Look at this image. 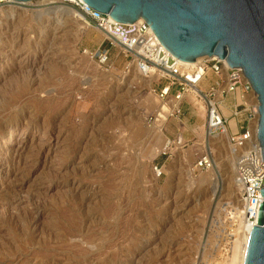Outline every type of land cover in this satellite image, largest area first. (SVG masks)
<instances>
[{
    "label": "rangeland",
    "instance_id": "1",
    "mask_svg": "<svg viewBox=\"0 0 264 264\" xmlns=\"http://www.w3.org/2000/svg\"><path fill=\"white\" fill-rule=\"evenodd\" d=\"M75 15L62 0L0 4V264H228L229 132L209 149L187 96L159 120L164 81L116 47L100 66L87 51L103 36Z\"/></svg>",
    "mask_w": 264,
    "mask_h": 264
},
{
    "label": "built area",
    "instance_id": "2",
    "mask_svg": "<svg viewBox=\"0 0 264 264\" xmlns=\"http://www.w3.org/2000/svg\"><path fill=\"white\" fill-rule=\"evenodd\" d=\"M7 0H0V4ZM77 16L81 17L86 25L97 29L103 36L105 45L100 44L95 50L87 54L100 66L105 65L110 58V48L116 47L119 52L129 59L128 66L133 65L140 75L151 77L164 82L157 85L153 92L159 100L175 101L174 107L180 111V101L192 87L196 88L194 97L203 103L205 109V133L209 140L215 134L229 132L228 138L236 149L244 148L253 138L254 147L240 152L236 160V180L242 185L243 209L246 222L257 223V207L263 201L261 189L264 187V159L261 147L255 133L251 132L250 125L257 119V94L249 80L244 77L240 67L229 66L223 71V61L217 57L205 56L198 67L184 68L181 62L170 54L160 43L150 24L140 17L134 22H119L110 19L108 13H102L84 0H62ZM86 52V50H85ZM213 77L207 87H200L203 81ZM255 95L256 104L250 102L248 97ZM233 96L232 102L226 103L227 97ZM228 111V114L224 113ZM235 119V132H230L228 121ZM156 121V116L153 123ZM167 144H170L167 142ZM207 144V141H206ZM167 146V145H166ZM200 168L212 165V158L208 152H203L198 159ZM158 175L160 174L157 171Z\"/></svg>",
    "mask_w": 264,
    "mask_h": 264
},
{
    "label": "water",
    "instance_id": "3",
    "mask_svg": "<svg viewBox=\"0 0 264 264\" xmlns=\"http://www.w3.org/2000/svg\"><path fill=\"white\" fill-rule=\"evenodd\" d=\"M84 1L119 22L144 18L164 48L181 61L215 55L240 67L257 94V138L264 159V0ZM260 191L263 201L257 207L244 264H264V187Z\"/></svg>",
    "mask_w": 264,
    "mask_h": 264
},
{
    "label": "bare ground",
    "instance_id": "4",
    "mask_svg": "<svg viewBox=\"0 0 264 264\" xmlns=\"http://www.w3.org/2000/svg\"><path fill=\"white\" fill-rule=\"evenodd\" d=\"M42 1V0H41ZM44 2L46 1V0H43ZM47 2H49V1H47ZM62 7V6H61ZM66 8V7H65ZM65 8H56V10L54 9H52L53 10V12H51L50 10L48 11V12H46V11H44V12H46V13H61V12H67V13H71V11L70 10H66ZM58 9V10H57ZM40 13H42V12H40ZM76 16V15H75ZM110 16V15H109ZM78 18H79V20H81V21H83V19L81 18V17H79V16H77ZM110 19L111 20H113V21H117V20H115V19H113L111 16H110ZM138 19H140V18H138ZM83 23H85L84 21H83ZM83 26V25H82ZM205 56H200V57H197L193 62H184V61H181V60H179L180 62H181V65H183V67L184 68H190V67H193V66H196V67H198L199 66V64L202 62V59L204 58ZM211 57H217V56H215V55H213V56H211ZM218 58V57H217ZM221 60L223 61V71L225 72V70H226V68L229 66L228 65V63H227V61H225L226 59L225 58H221ZM135 68V67H134ZM135 70L138 72V70L135 68ZM138 74V73H137ZM140 77V79L141 80H143V81H148V80H151L152 78L151 77H148V78H145V77H143L142 75H140V74H138ZM201 87V86H200ZM192 88H194V89H191L187 94H185L188 98H192V99H194L195 101H197L199 104H200V102L194 97V93L193 92H196L197 90H196V88L195 87H192ZM202 88V87H201ZM248 99H249V101L250 102H253V103H255L256 104V99H255V95L253 96V95H250L249 97H248ZM161 101V100H160ZM160 103V102H159ZM158 103V104H159ZM162 103H163V106H162V108H161V111H159V114L157 115L158 116V118H159V120L160 119H162V118H165L167 115H166V113H167V111H169V113L168 114H170L171 112H172V110H173V108L176 106V102L175 101H172V100H170V102H163L162 101ZM169 103V104H168ZM157 104V105H158ZM164 105H166V106H164ZM201 105V107H202V110L204 111L205 109H204V106L202 105V104H200ZM161 106V104L158 106V107H160ZM160 109V108H159ZM157 118V119H158ZM161 121H163V120H161ZM165 121V120H164ZM158 123V122H157ZM162 124V123H161ZM160 124V125H161ZM230 124H231V128H233V129H235L236 130V128H235V124H234V122L233 121H231L230 122ZM156 127H157V125H156ZM250 129H251V132L252 133H255L256 132V129H257V119L256 120H254L252 123H251V125H250ZM156 130V129H155ZM235 130L233 131V132H235ZM226 132H228L227 130L223 133L224 135H225V133ZM7 133H9V134H11L10 133V130H8V132ZM223 134H215L214 136H218V135H223ZM228 136V135H227ZM212 139V138H211ZM167 141V140H166ZM254 140H253V138L252 139H250L247 143H246V145H245V147L244 148H240V149H238V148H234V150H235V153H236V156H235V158H234V162H233V170L236 172V160H237V157H238V155H239V153L240 152H243V151H245V150H247V149H251V148H253L254 147ZM166 148V147H165ZM231 165H232V163H231ZM232 175V174H231ZM233 176V175H232ZM233 178H235V177H233ZM234 181V180H233ZM235 182H236V184L237 185H240V187H241V194H240V198L239 199H237V204H236V206L233 208V211L230 213V216H231V218H232V229H231V235H232V241H231V255L229 256V262H228V264H244V258H245V252H246V248H247V243H248V239H249V236H250V232H251V230H252V224H250V223H248V222H246V219H245V215L243 214V212H242V209H243V200H242V198H241V195H242V185L236 180V178H235ZM234 182V183H235ZM239 195V194H238ZM237 197V196H236Z\"/></svg>",
    "mask_w": 264,
    "mask_h": 264
},
{
    "label": "crops",
    "instance_id": "5",
    "mask_svg": "<svg viewBox=\"0 0 264 264\" xmlns=\"http://www.w3.org/2000/svg\"><path fill=\"white\" fill-rule=\"evenodd\" d=\"M211 78H212V77H209V80L206 78V79L203 81L202 86H203V87H207V86L209 85V83L211 82V81H210ZM209 81H210V82H209ZM227 98L229 99V102H232V100H233L234 97H233V96H229V97H227ZM229 102H226V103H229ZM231 121H234V124H235V119H234V118H230L228 122H231ZM231 131H232V129H231Z\"/></svg>",
    "mask_w": 264,
    "mask_h": 264
}]
</instances>
